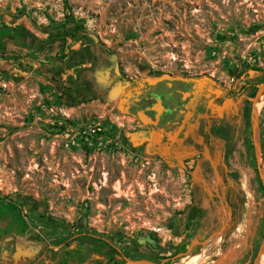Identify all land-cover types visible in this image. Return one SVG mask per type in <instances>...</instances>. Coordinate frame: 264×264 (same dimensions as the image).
Here are the masks:
<instances>
[{"label": "rangeland", "instance_id": "rangeland-1", "mask_svg": "<svg viewBox=\"0 0 264 264\" xmlns=\"http://www.w3.org/2000/svg\"><path fill=\"white\" fill-rule=\"evenodd\" d=\"M0 31V194L32 224L0 240L3 257L106 264L90 233L131 260L257 264L264 0H0ZM187 76L213 79L240 104L222 172L198 151L152 150L123 109L137 81Z\"/></svg>", "mask_w": 264, "mask_h": 264}, {"label": "flooded vegetation", "instance_id": "flooded-vegetation-1", "mask_svg": "<svg viewBox=\"0 0 264 264\" xmlns=\"http://www.w3.org/2000/svg\"><path fill=\"white\" fill-rule=\"evenodd\" d=\"M229 99L213 79L187 76L163 78L154 84L141 79L124 91L122 105L138 125L140 138L150 140L152 150L169 151V158L174 151H198L195 158L202 157L205 165L222 172L239 135L240 104L230 105ZM221 129L230 133L229 138L220 136ZM215 151H225L222 164Z\"/></svg>", "mask_w": 264, "mask_h": 264}, {"label": "trees", "instance_id": "trees-1", "mask_svg": "<svg viewBox=\"0 0 264 264\" xmlns=\"http://www.w3.org/2000/svg\"><path fill=\"white\" fill-rule=\"evenodd\" d=\"M7 34L6 31H0V50L5 49V43L3 37ZM254 96V95H252ZM258 174H259V188L260 191L264 194V185L262 180L261 170L258 166ZM228 202L231 207L235 208V204L228 197ZM0 240H4L6 238L24 234L28 230L32 228L31 221L28 219V215L23 211V205L18 201L14 200L9 196H3L0 194ZM80 234H83L80 232ZM87 236H91L98 241H102L107 249H100L99 252L103 254L106 258V264H118V261L115 259V255H119L121 257L129 256L128 251L125 247L120 246L117 243H114L109 239L106 235H93L90 233H85ZM75 238L72 240L74 241ZM130 257V256H129ZM66 262V259L62 260V262ZM65 264V263H64Z\"/></svg>", "mask_w": 264, "mask_h": 264}, {"label": "water", "instance_id": "water-1", "mask_svg": "<svg viewBox=\"0 0 264 264\" xmlns=\"http://www.w3.org/2000/svg\"><path fill=\"white\" fill-rule=\"evenodd\" d=\"M163 78H171V77H161V78H158V79H154V80H151V79H146L145 80V82H147V83H150V84H154V83H157L158 81H160L161 79H163ZM172 78H174V77H172ZM145 85V83H142V86H144ZM255 105H256V103H255ZM255 108V107H254ZM255 127V126H254ZM254 132H255V129H254ZM259 154H260V156H259V160H260V158L262 157L261 156V152L259 151ZM262 162H260L259 161V167H260V170H261V168H262ZM262 180H263V185H264V177H263V175H262ZM220 233H222V231L220 232ZM263 251L258 255V257H257V259H256V262H257V264H258V260L260 259V257L263 255ZM123 264H160V263H155V262H152V261H148V260H131V259H129L128 257H125V262L123 263ZM161 264H165V263H161Z\"/></svg>", "mask_w": 264, "mask_h": 264}, {"label": "crops", "instance_id": "crops-1", "mask_svg": "<svg viewBox=\"0 0 264 264\" xmlns=\"http://www.w3.org/2000/svg\"><path fill=\"white\" fill-rule=\"evenodd\" d=\"M156 142H160V139H156ZM3 253V252H2ZM2 253L0 254V264H25V263H23L21 260H19V258H16V259H10L11 257V255H8L7 253V255L6 256H2ZM22 254L23 252H20V251H18V250H16V252H15V255L14 256H17V255H19V254ZM10 254V253H9Z\"/></svg>", "mask_w": 264, "mask_h": 264}, {"label": "bare ground", "instance_id": "bare-ground-1", "mask_svg": "<svg viewBox=\"0 0 264 264\" xmlns=\"http://www.w3.org/2000/svg\"><path fill=\"white\" fill-rule=\"evenodd\" d=\"M260 109V103H257L256 105H255V110L256 111H258ZM261 161H262V168H261V174L263 175V177H264V159H263V157H262V159H261ZM263 252H264V248H263ZM258 264H264V253H263V255L260 257V259L258 260Z\"/></svg>", "mask_w": 264, "mask_h": 264}]
</instances>
